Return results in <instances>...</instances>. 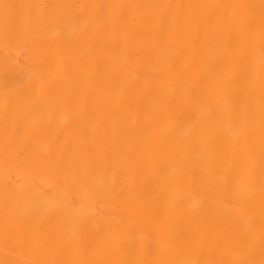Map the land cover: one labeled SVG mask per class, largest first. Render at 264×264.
Wrapping results in <instances>:
<instances>
[{"label":"bare ground","instance_id":"bare-ground-1","mask_svg":"<svg viewBox=\"0 0 264 264\" xmlns=\"http://www.w3.org/2000/svg\"><path fill=\"white\" fill-rule=\"evenodd\" d=\"M0 264H264V0H0Z\"/></svg>","mask_w":264,"mask_h":264}]
</instances>
